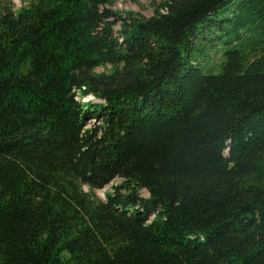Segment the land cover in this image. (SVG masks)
<instances>
[{
	"label": "trees",
	"instance_id": "16d2710c",
	"mask_svg": "<svg viewBox=\"0 0 264 264\" xmlns=\"http://www.w3.org/2000/svg\"><path fill=\"white\" fill-rule=\"evenodd\" d=\"M20 1L0 0V264H264V0Z\"/></svg>",
	"mask_w": 264,
	"mask_h": 264
},
{
	"label": "rangeland",
	"instance_id": "374dc122",
	"mask_svg": "<svg viewBox=\"0 0 264 264\" xmlns=\"http://www.w3.org/2000/svg\"><path fill=\"white\" fill-rule=\"evenodd\" d=\"M158 0H117L112 6L111 8L113 10H116L118 12L121 13L122 16H125L126 12H136L139 14H143L145 16H150L152 14V7L153 4H156ZM14 2V7L18 8L21 5V1L20 0H13ZM115 30H118L119 25L118 23L114 25ZM97 70H102V69H97ZM218 71V69L216 68L214 73H216ZM82 101H95L97 102L98 100H96L93 96L91 95H87L84 98H82ZM96 120L95 119H91L88 122V126H91L93 124H96ZM120 179L119 178H115L114 180H112L107 186L101 188V189H97L95 190V194L97 196H99L100 198H104L105 193L107 192H112L113 191V187L115 185H118L120 183ZM85 190H87L86 187H84ZM140 195L143 197H147L148 196V192L146 190H140Z\"/></svg>",
	"mask_w": 264,
	"mask_h": 264
}]
</instances>
